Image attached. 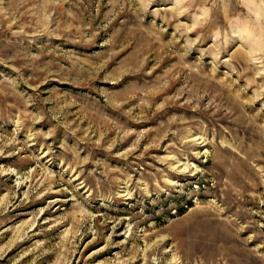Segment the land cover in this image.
<instances>
[{"label": "rangeland", "instance_id": "obj_1", "mask_svg": "<svg viewBox=\"0 0 264 264\" xmlns=\"http://www.w3.org/2000/svg\"><path fill=\"white\" fill-rule=\"evenodd\" d=\"M0 264H264V0H0Z\"/></svg>", "mask_w": 264, "mask_h": 264}]
</instances>
